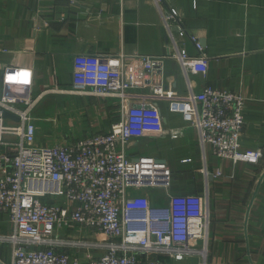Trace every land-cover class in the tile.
Listing matches in <instances>:
<instances>
[{
    "label": "crops",
    "instance_id": "crops-1",
    "mask_svg": "<svg viewBox=\"0 0 264 264\" xmlns=\"http://www.w3.org/2000/svg\"><path fill=\"white\" fill-rule=\"evenodd\" d=\"M171 8L177 10L187 33L181 37L177 26L172 27L177 46L198 56L193 42L198 41L208 57V70L206 75L185 72L177 59L168 58L151 83L182 97L199 93L205 86L241 93L246 97L242 147L260 148L263 155L256 165L215 157L209 146L202 149L198 130L181 114L171 112L167 99H159L156 103L165 129H179L181 134L133 139L127 152L134 158L165 163L171 171L170 186L139 189L131 203L164 207L172 195L208 191V264H264V179L247 227L245 222L264 172V0H0V94L8 91L36 99L32 116L40 146L67 145L108 131L123 115L122 101L80 88L73 77L74 58L124 54L134 59L141 54L174 52L164 23ZM135 93L151 100L153 92L140 89ZM13 116L6 118L7 125L19 124V117ZM183 159L191 161L183 163ZM203 167L209 172L207 179ZM57 236L99 239L95 231L81 227L60 229ZM196 261L166 258L165 264Z\"/></svg>",
    "mask_w": 264,
    "mask_h": 264
},
{
    "label": "built area",
    "instance_id": "built-area-1",
    "mask_svg": "<svg viewBox=\"0 0 264 264\" xmlns=\"http://www.w3.org/2000/svg\"><path fill=\"white\" fill-rule=\"evenodd\" d=\"M164 23L174 52L74 58L73 77L80 88L122 101L123 115L108 131L67 145L40 146L32 116L36 99L0 94V215L11 228L0 233V264H165L166 258L208 264V191L172 195L164 207L131 203L139 189L168 188L171 171L150 157L129 155V144L146 135L181 134L165 129L156 101L167 99L169 110L198 130L202 149L209 146L215 157L256 165L263 151L242 147L246 97L241 93L205 86L182 97L151 83L168 58L177 59L185 72L206 75L208 70L198 41L193 39L198 56L177 46L172 27L181 37L187 33L175 8L166 12ZM140 89L152 90L151 100L135 93ZM128 99L136 101L126 105ZM4 111L18 116L19 124L7 125ZM201 172L207 179V169ZM75 227L91 229L99 239L57 236L58 230Z\"/></svg>",
    "mask_w": 264,
    "mask_h": 264
},
{
    "label": "water",
    "instance_id": "water-1",
    "mask_svg": "<svg viewBox=\"0 0 264 264\" xmlns=\"http://www.w3.org/2000/svg\"><path fill=\"white\" fill-rule=\"evenodd\" d=\"M176 30H177V29H176ZM176 30H174V31H176ZM4 117H5V118H16V117L13 116V114H11V113L8 112V111H4ZM17 118H18V117H17ZM210 178H211V179L213 178V175H212V174H210ZM263 179H264V172H263V174L261 175V178H260V180L258 181V183H257V185H256L255 191H254V193H253V196H252V198H251V201H250L249 206H248V209H247L246 219H245V220H246V221H245V222H246V227H247V225H248L250 211H251V209H252V206H253V204H254L255 198H256V196H257V193H258V191H259V188H260V186H261V183H262ZM247 241H248V238H247Z\"/></svg>",
    "mask_w": 264,
    "mask_h": 264
},
{
    "label": "rangeland",
    "instance_id": "rangeland-1",
    "mask_svg": "<svg viewBox=\"0 0 264 264\" xmlns=\"http://www.w3.org/2000/svg\"><path fill=\"white\" fill-rule=\"evenodd\" d=\"M36 141H37V132H36ZM38 144V143H37ZM0 226L5 227V229H0L3 232H7L9 230L8 223L6 222V218L2 215L0 218ZM10 227V226H9ZM194 259H190V261H193ZM197 262V261H196Z\"/></svg>",
    "mask_w": 264,
    "mask_h": 264
}]
</instances>
